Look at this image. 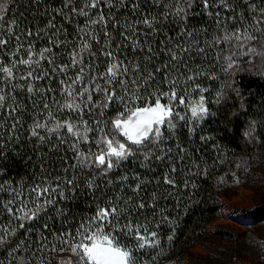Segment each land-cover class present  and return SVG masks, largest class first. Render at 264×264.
I'll return each instance as SVG.
<instances>
[{"label": "snow or ice", "instance_id": "1", "mask_svg": "<svg viewBox=\"0 0 264 264\" xmlns=\"http://www.w3.org/2000/svg\"><path fill=\"white\" fill-rule=\"evenodd\" d=\"M32 2L39 5L42 0ZM259 3L60 0L51 11L45 5L43 15L48 18L34 30L23 13L17 15L18 9L12 8L16 0H0V159L7 157L8 143L19 140L22 117L29 111L30 137L64 153L61 173H49L30 186L0 182V193L6 194L0 195V249H6L8 264L22 249L33 255L68 251L69 259L61 264H142L147 250L161 248L156 229L172 219L159 201L179 188L173 175L178 166L194 163L181 143L182 130L187 129L190 139H208L198 135L210 116L205 96L209 89L201 78L216 76L202 65L193 67V54L207 58L208 48L225 45L230 52L227 71L237 63V50L243 49V55L254 52L255 42L264 39V0ZM238 7L243 11L237 13ZM245 13L251 17L248 27ZM202 15L220 29L210 43L208 29L198 31L193 25ZM229 21L231 29L223 28ZM39 41L44 43L38 46ZM57 92L61 100L55 99ZM153 159L168 168L157 180V187L168 186L167 195L156 189L150 196L140 195L151 181L138 172L121 173L135 161L147 168ZM85 170L93 179L82 186L77 174ZM101 185L116 195L99 200ZM188 186L185 179L183 187ZM82 187L86 191H79ZM126 188L132 194L125 193ZM89 194L94 211L71 224L76 217L69 216L67 203ZM54 217L70 226L53 230L48 221ZM33 232L39 233L35 249L26 245ZM46 232L54 240L49 241ZM172 238L170 234L168 240ZM17 264L30 262L21 256Z\"/></svg>", "mask_w": 264, "mask_h": 264}, {"label": "trees", "instance_id": "2", "mask_svg": "<svg viewBox=\"0 0 264 264\" xmlns=\"http://www.w3.org/2000/svg\"><path fill=\"white\" fill-rule=\"evenodd\" d=\"M240 5L242 0H236ZM60 0H42L37 5L32 0H16L12 5L13 9H18L16 14L23 13V20L34 30L44 26L47 16L43 15L45 5L47 10L51 11L58 7ZM257 6H260L259 0H256ZM147 7V6H145ZM215 11V9H213ZM243 11L238 7L237 13ZM11 15V13L9 14ZM249 19L245 21L244 26L248 27L251 23L249 13H245ZM193 25L199 31L207 28V40L210 43L213 37L220 33V29L206 15L196 17ZM24 27V23H21ZM223 28L231 29L232 22L229 21L222 25ZM204 37L201 36L203 42ZM38 42V46L43 44ZM247 43V41H245ZM264 46V39L255 42V48ZM71 44L69 45V48ZM223 49V51H221ZM239 52L237 50L235 54ZM230 54L225 45H219L207 49V58L193 54L191 61L193 67L202 65L207 72H213L216 79L201 78L204 87L209 90L205 93L210 116L203 122L198 135L208 137L206 142L198 139H190L187 129L182 130L181 143L187 146L192 153L191 160L194 163L185 162L183 167L178 166V172L173 174L177 177L179 188L174 190L167 199L159 201L160 207H167L165 215L170 216L172 223L162 222L156 229L161 239V248L149 249L147 254L141 257L142 264H167L170 261L179 262L189 254V249L203 244L210 234L206 231L207 224L215 217L217 207L214 202V196L222 189H232L236 186H246L250 181V172L256 164L264 159V70L254 73L244 68L237 70L236 65L225 71L228 60L226 57ZM234 54V55H235ZM233 55V59L234 56ZM220 58L217 64L216 59ZM243 60V59H242ZM241 60V61H242ZM244 59L242 62H245ZM213 67H209V65ZM218 93L220 94L218 96ZM19 99V97H18ZM56 100H61L58 92L55 95ZM29 107H31L30 102ZM51 102V101H50ZM11 103V101H9ZM38 118L43 119L38 115ZM24 129L19 133V140L9 142L5 151L7 157L0 159V182H14L15 184L31 185L41 181L45 176L51 173L53 176L61 173V156L64 154L50 150V144L39 143L35 137H30L27 129L33 124V114L31 111L25 113L22 117ZM41 134H45L41 131ZM51 143H57L53 140ZM64 146H61L63 148ZM70 156L71 153H68ZM141 161H135L127 167L121 169V173L133 174L138 172L142 179L151 181L145 185L146 191L140 195L150 196L153 189L158 190L162 195H167V185H159L157 180L162 179L168 172L165 163L153 159L147 168L138 167ZM152 169V170H149ZM198 172L196 176L191 175L189 170ZM89 179H93L87 173V170L77 174V182L82 186ZM189 181L187 189L183 187L184 180ZM96 183L99 179L96 178ZM195 187H192V184ZM115 187V185H113ZM79 191H86L82 187ZM127 194H132L130 189H124ZM0 195H6L0 193ZM111 188L101 185L96 196L99 200H106L110 196H115ZM69 216H75L76 220L70 223L75 224L79 218L95 209V203L92 201L91 194L88 196L79 195L75 201L67 203ZM4 219H7L5 216ZM63 218H53L48 221L53 230L59 231L70 225L62 224ZM151 221L152 218L149 217ZM155 227L154 224L151 225ZM174 232V234H173ZM173 235L171 241L169 235ZM49 241L54 240L50 233H45ZM39 233L33 232L26 239V245L31 243L35 249ZM61 245L57 243V248ZM7 247V246H6ZM51 247V245H49ZM17 260L21 256L30 264H61L70 257L68 251H24L16 254ZM153 257H155L153 259ZM10 257L7 256L6 249H0V260L8 264ZM13 260V264H17Z\"/></svg>", "mask_w": 264, "mask_h": 264}, {"label": "rangeland", "instance_id": "3", "mask_svg": "<svg viewBox=\"0 0 264 264\" xmlns=\"http://www.w3.org/2000/svg\"><path fill=\"white\" fill-rule=\"evenodd\" d=\"M242 52L234 55L237 70L240 64L254 73L264 70V46L247 55ZM245 185L214 196L217 213L206 227L210 236L179 262L167 264H264V159L253 167Z\"/></svg>", "mask_w": 264, "mask_h": 264}]
</instances>
